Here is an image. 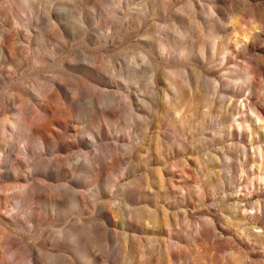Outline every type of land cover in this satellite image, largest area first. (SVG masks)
Listing matches in <instances>:
<instances>
[{"label":"rangeland","instance_id":"rangeland-1","mask_svg":"<svg viewBox=\"0 0 264 264\" xmlns=\"http://www.w3.org/2000/svg\"><path fill=\"white\" fill-rule=\"evenodd\" d=\"M0 264H264V0H0Z\"/></svg>","mask_w":264,"mask_h":264}]
</instances>
